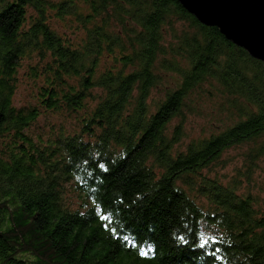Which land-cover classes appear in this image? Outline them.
<instances>
[{"label": "trees", "instance_id": "1", "mask_svg": "<svg viewBox=\"0 0 264 264\" xmlns=\"http://www.w3.org/2000/svg\"><path fill=\"white\" fill-rule=\"evenodd\" d=\"M204 85L230 123L182 149ZM244 144L264 156V63L178 0H0V264H178L197 230L219 264H264L256 197L208 170Z\"/></svg>", "mask_w": 264, "mask_h": 264}, {"label": "rangeland", "instance_id": "2", "mask_svg": "<svg viewBox=\"0 0 264 264\" xmlns=\"http://www.w3.org/2000/svg\"><path fill=\"white\" fill-rule=\"evenodd\" d=\"M168 38L170 37H168V32L166 31L164 43L165 39ZM19 90L23 97L27 96V85H21ZM155 97L157 100L153 101L155 99L153 98L150 101L152 107L155 106L159 99L163 98L161 92H156ZM224 104V99L217 95L210 85H204L202 89H198L192 101L189 102L190 106L185 110L184 121H181V118H177L169 126V131L172 132L174 127L180 124V121L184 123V137L180 148L184 149L192 137L211 136L219 132L223 125L229 124L228 115L219 113L220 107H225ZM75 125L76 121H74ZM40 127V129L36 130V133L46 136L49 124L43 123ZM247 149L248 145L244 144L227 150L221 160L215 162L208 170L211 172V177H218L223 183L229 182L235 177L242 179V192H251L257 199V208L260 211H264V156L257 162L251 163L250 159L247 158ZM248 169H252V171L247 175ZM206 171L207 169L204 170V172ZM68 201L73 210L80 208L84 204V201L81 198H77L76 195H71Z\"/></svg>", "mask_w": 264, "mask_h": 264}, {"label": "water", "instance_id": "3", "mask_svg": "<svg viewBox=\"0 0 264 264\" xmlns=\"http://www.w3.org/2000/svg\"><path fill=\"white\" fill-rule=\"evenodd\" d=\"M202 24L217 27L264 63V0H178Z\"/></svg>", "mask_w": 264, "mask_h": 264}, {"label": "bare ground", "instance_id": "4", "mask_svg": "<svg viewBox=\"0 0 264 264\" xmlns=\"http://www.w3.org/2000/svg\"><path fill=\"white\" fill-rule=\"evenodd\" d=\"M204 137H207V136H204ZM198 139L199 138H201V137H197ZM203 138V137H202ZM191 140H196L194 137H192L189 141H191ZM107 150L109 151L108 152V154H110L111 152H113L112 151V149H110V148H107ZM242 188V187H241ZM241 191H242V189H241ZM251 193V192H250ZM252 194V193H251ZM253 195V194H252ZM199 204L202 206V207H205V205H207V202H206V199L205 198H201L199 201ZM210 207H211V210L213 209V205H212V203H210ZM207 216V215H206ZM105 221H107V222H109V219L108 220H105ZM138 220H134V222L136 223ZM140 230V229H139ZM208 231V230H207ZM146 233V232H145ZM208 233H209V235L210 236H215L216 237V239L219 241V243L218 244H212V246H211V251L212 252H215V255H213V256H210L211 257V264H219V259L222 257V261H223V255H222V249H223V247L224 248H228V245L226 244V241L218 234V233H214V232H211V231H208ZM143 235H144V233H142ZM139 235V234H138ZM146 235V234H145ZM152 239H155L153 236H151V235H149ZM148 238V237H147ZM185 238V237H184ZM195 238H196V241H197V244H196V246H195V248H194V255L196 256V258H194V259H192L191 261H184V262H182V263H178V264H193V263H198V264H203L204 263V260H203V256L201 255L202 253L204 254V252H203V250L206 248V246H205V248L204 249H201V248H199L197 245L199 244V243H201L202 242V240L204 239V238H206L205 237V235H204V233L203 232H201V231H198L197 230V233H196V236H195ZM146 239V238H145ZM144 239V240H145ZM155 240H157V239H155ZM146 241V242H145ZM144 242H142L141 243V245H140V247H139V252L141 253L142 251H145L146 249H147V247H148V245L149 244H151L152 245V247L154 248V252H152V254L153 255H155L154 253H155V249H157V246H156V244L154 243V241L153 240H150V239H148V240H145ZM185 241H187V239H185ZM219 249V251L218 252H216V249Z\"/></svg>", "mask_w": 264, "mask_h": 264}, {"label": "snow or ice", "instance_id": "5", "mask_svg": "<svg viewBox=\"0 0 264 264\" xmlns=\"http://www.w3.org/2000/svg\"><path fill=\"white\" fill-rule=\"evenodd\" d=\"M100 167L101 168H103L104 167V165H100ZM106 170V169H105ZM97 211H99V209H97ZM102 219H104V220H108L109 219V216H102ZM114 231V230H113ZM124 239H125V241H127L128 240V237L127 236H125L124 237ZM181 240H184V237H181ZM185 242H187V241H185ZM212 243V244H218L219 243V241L216 239V237L215 236H211V237H208V238H204L203 240H202V242L201 243H199L197 246L199 247V248H201V249H204L205 248V246L206 245H208L209 243ZM154 252V249H148V250H145V251H142L141 252V255H145V256H147L148 254H149V252ZM219 251V249L217 248L216 249V252H218ZM209 256H213V255H215V252H212V251H208V253H207Z\"/></svg>", "mask_w": 264, "mask_h": 264}]
</instances>
